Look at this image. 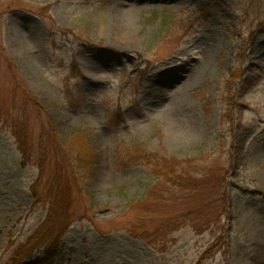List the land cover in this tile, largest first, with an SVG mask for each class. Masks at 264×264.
Masks as SVG:
<instances>
[{"label":"rangeland","instance_id":"374dc122","mask_svg":"<svg viewBox=\"0 0 264 264\" xmlns=\"http://www.w3.org/2000/svg\"><path fill=\"white\" fill-rule=\"evenodd\" d=\"M0 264H264V0H0Z\"/></svg>","mask_w":264,"mask_h":264},{"label":"trees","instance_id":"16d2710c","mask_svg":"<svg viewBox=\"0 0 264 264\" xmlns=\"http://www.w3.org/2000/svg\"><path fill=\"white\" fill-rule=\"evenodd\" d=\"M30 101H32L33 106L39 111V113L41 115L42 114L44 115L46 113L47 107L44 106L42 103H40L37 99L31 98ZM15 123H18L17 127L16 126L14 127V136L17 138V140L19 142V150H20L23 158H25L28 161H31L32 152H31V150L29 148V142H28L27 138L24 135H22V132L26 131L28 122L27 121H23L22 122L21 120H17V121H14V124ZM49 123L51 124V126H54V122L53 121H49ZM50 135L55 136L52 130L50 132ZM44 136H45V134H44ZM89 139L90 138H88V135L86 133L77 131L75 133H72L64 141L57 142V140L55 138V140L53 142L56 145L57 150L58 149L59 150L67 149L69 151H75L76 159L78 158L79 160H82L85 157L86 151L87 150L89 151V147H87L89 145L88 143L90 142ZM90 153H91V151H90ZM44 156L45 157H42V158L38 159V163H40L41 169L43 167L45 158L47 156H49V152L47 154L44 153ZM71 162L75 163L76 161H74V159H71ZM78 168H79L78 170L80 171V169L82 167H79V165H78ZM188 180L191 181L190 178ZM54 206H55V204H51V208L49 210V215H48V218L46 219V221L29 238V240L26 242V244H24L23 247L20 249V252L22 253L21 256H24L27 253L31 254L35 249L41 247V245L44 244L43 240L53 236V232L55 231V229H54V225H53L52 221L55 218L54 214H56L55 213L56 210H55ZM57 234L59 236H61L62 231L58 230Z\"/></svg>","mask_w":264,"mask_h":264},{"label":"bare ground","instance_id":"6f19581e","mask_svg":"<svg viewBox=\"0 0 264 264\" xmlns=\"http://www.w3.org/2000/svg\"><path fill=\"white\" fill-rule=\"evenodd\" d=\"M122 24V23H121Z\"/></svg>","mask_w":264,"mask_h":264}]
</instances>
